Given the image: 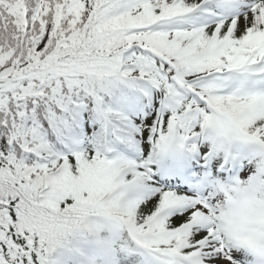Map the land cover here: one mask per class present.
<instances>
[{
    "label": "snow or ice",
    "instance_id": "snow-or-ice-1",
    "mask_svg": "<svg viewBox=\"0 0 264 264\" xmlns=\"http://www.w3.org/2000/svg\"><path fill=\"white\" fill-rule=\"evenodd\" d=\"M0 264H264V0H0Z\"/></svg>",
    "mask_w": 264,
    "mask_h": 264
}]
</instances>
